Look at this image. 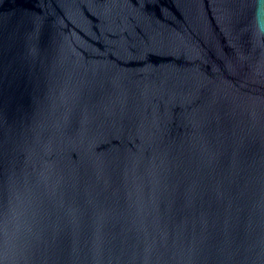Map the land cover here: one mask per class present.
I'll return each instance as SVG.
<instances>
[{"label":"water","instance_id":"95a60500","mask_svg":"<svg viewBox=\"0 0 264 264\" xmlns=\"http://www.w3.org/2000/svg\"><path fill=\"white\" fill-rule=\"evenodd\" d=\"M0 264H264L261 0H0Z\"/></svg>","mask_w":264,"mask_h":264},{"label":"snow or ice","instance_id":"6c2138e0","mask_svg":"<svg viewBox=\"0 0 264 264\" xmlns=\"http://www.w3.org/2000/svg\"><path fill=\"white\" fill-rule=\"evenodd\" d=\"M261 3L264 4V0H261Z\"/></svg>","mask_w":264,"mask_h":264}]
</instances>
